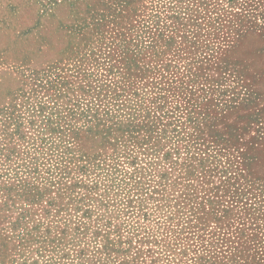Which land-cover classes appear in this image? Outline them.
Here are the masks:
<instances>
[{
  "label": "trees",
  "instance_id": "trees-1",
  "mask_svg": "<svg viewBox=\"0 0 264 264\" xmlns=\"http://www.w3.org/2000/svg\"><path fill=\"white\" fill-rule=\"evenodd\" d=\"M173 2L158 0L154 5L150 0L154 5L149 8L152 18L148 17L143 22L138 20V25L132 27V32L136 28L140 30L131 39L135 52L121 46V51H115L112 42H105L104 46L81 53L62 65L53 63L59 68L67 66L66 71L78 81L75 87L57 78L44 82L31 75L22 80L0 75V124L4 125V129L0 127V202L7 194V185L14 186L9 183L11 180L17 181L15 187H25L26 178L33 177L48 182L49 192L54 191L66 198L68 203H76L74 211H81L78 217L85 226L91 217V209H83L82 206L91 194L100 189L101 182L94 177H98L97 173L105 168H114L120 176L117 195L128 186L139 193L135 197L140 198L137 207L141 210L145 200H156L154 195L161 192L158 188L160 181L151 179L146 186V182L136 178L144 170L163 162L173 172L178 171L176 175L181 178V167L193 157L194 151L201 155L211 154V150L217 154L214 158H218L221 148L217 147L216 141L201 136L197 127L201 111H196L199 102H195V94L203 90L208 82L207 79L200 82L199 76L205 73L204 77H207L211 69L218 67V61L233 42L244 20L254 16L251 12L253 8H236L238 11L233 12L234 8H207L214 2L198 0L196 8L188 9L190 0H187L186 9L174 10ZM169 11L173 12L167 14ZM212 12L214 16H211ZM109 15L106 11L101 12L100 20H107ZM81 18L85 21L83 16ZM166 20L171 22L166 24ZM87 26L81 25L80 29ZM67 43L71 48L78 47V42L74 40L69 39ZM104 48L108 50L102 51ZM26 80L30 85L29 92L24 91L22 86ZM31 95H36L38 105L30 116L31 127L24 132L18 116L22 113H17L22 106L18 108L16 101L22 98L28 100ZM2 118L5 120L2 121ZM74 120L80 123L79 126L70 123ZM9 127L11 131H7ZM82 142H85L86 151L80 150ZM210 143L216 149L209 148ZM163 145H167L168 150L162 154L160 161H156ZM107 147L114 149L108 153ZM222 149L230 150L228 147ZM182 154L185 162L176 170L177 160ZM237 155L241 158L243 153ZM39 159H44L42 165H38ZM124 165L131 170L125 169ZM230 165L235 174L241 173L239 159L230 162ZM223 173L227 172L223 170ZM162 177L160 175L159 180ZM225 179L211 188L209 195H204V200L199 203L202 211L199 214H195L198 209L195 208L194 212L188 202L193 201L192 198L181 192L178 194L181 199L175 212L181 213L189 208L190 214L184 216L189 221L207 219L215 214L210 218L217 231L210 232L213 239L210 247L205 246L198 252L200 254L192 258L191 264H258L264 260V191L258 192V196L252 195L251 201L247 197L241 199L223 191ZM152 182L154 185H150ZM33 194L31 202L39 203L43 194L38 190H34ZM136 199L125 201L127 212L131 211L129 213L134 216L140 213L133 212L132 204ZM14 200L7 199L2 206L10 210ZM52 204L47 202L50 207ZM204 205L212 211L206 212ZM41 210L46 218L52 214L45 207ZM172 215L170 213L166 218L169 223L175 221ZM180 215L184 220L183 214ZM144 217L147 219L150 215L144 212L141 218ZM206 227L203 225V230ZM102 229L91 238L100 242L101 248L97 247V251L105 252L107 258L113 253L121 254V228L104 222ZM72 230L74 232L79 228ZM112 234L117 235L116 239L110 238ZM198 239L200 236H197ZM10 242L14 249L16 245L27 243V239L23 234H14L2 244V249L7 248ZM41 242L56 252L61 238L57 239V244L47 238ZM117 245L119 247L115 248ZM245 253L250 256V261L243 259ZM6 257L1 255L0 264H13L14 258ZM67 258L68 253L55 257L58 264ZM83 258V250H78L71 259L78 262Z\"/></svg>",
  "mask_w": 264,
  "mask_h": 264
},
{
  "label": "rangeland",
  "instance_id": "rangeland-1",
  "mask_svg": "<svg viewBox=\"0 0 264 264\" xmlns=\"http://www.w3.org/2000/svg\"><path fill=\"white\" fill-rule=\"evenodd\" d=\"M157 1L153 0L154 5ZM211 2L214 3L207 8H234L233 12L238 11L236 8H253L251 12L254 15L250 20H244L233 42L218 61V67L211 69L207 77H204L205 73L199 76V81L207 79L208 82L203 90L195 94V102H199L196 111H201L197 127L201 136L216 141L217 147L221 148L218 158H214L217 154L211 150V154L201 155L194 151L195 158L193 155L185 162L184 151L181 150L183 154L176 165V170H179L180 164L185 162V166L181 167V178L176 175L178 171L173 172L163 162L144 170L136 178L146 182V186L151 179L160 181L158 188L161 192L154 195L156 200H145L144 209L141 210L137 207L140 198L135 197L139 193L128 186L117 195L120 191L117 185L120 176L114 172V168H105L97 173L98 177H94L100 180V189L91 194L82 206L83 209H91V217L85 226L78 217L81 211H74L76 203H68L66 198L58 196L54 191L49 192L48 182L27 177L23 182L27 186L15 187L17 181L11 180L9 183L14 186L7 185V194L0 202V257L6 255L8 259L14 258L13 264H53L54 261L58 264L55 257L62 253H68L69 258L60 264H191L192 258L200 254L198 252L205 246L210 247L213 240L210 232L217 231L210 218L215 214L209 215L207 219L189 221L184 217L190 214L189 208H186L181 211L183 220L181 213L175 212L181 199L178 194L181 192L192 198L193 201L188 202L194 212L195 208L198 209L195 214H199L202 212L199 203L204 200V195H209L211 188L221 184L224 178L226 181L223 191L241 199L247 197L251 201L252 195L264 191V0ZM173 4L176 8L174 10H178L185 8L188 2L174 0ZM197 5L198 0H190L188 9L196 8ZM153 6L150 0H0V75L19 78L18 80L31 75L44 82L57 78L72 83L75 87L78 81L66 71L67 66L59 68L52 64L62 65L81 53L104 46L105 42H112L111 46L115 51H121V47H124L129 52H135L131 39L140 30L136 28L132 32V27L138 25V20L143 22L148 19L149 8ZM104 11L110 15L107 20H100L99 14ZM211 16H214L213 12ZM170 22L166 20V24ZM81 25L88 26L80 29ZM121 32L123 35H120ZM96 33L99 35L96 36ZM69 39L78 42V47L71 48L67 43ZM103 50L107 51L108 48ZM22 86L24 91H30L27 80ZM16 103L18 108L22 106L17 111L22 113L18 115L23 124L21 130L27 132L31 127L29 120L31 113L37 108L38 99L36 95H31L28 100L22 98ZM70 123L75 126L80 124L76 120ZM0 127L4 129L2 124ZM11 130L10 127L7 129ZM84 144L85 142L80 144L81 151H86ZM208 147L213 148V143ZM225 147L230 150H223ZM113 149L107 147V152L110 153ZM167 150L168 146L163 145L155 160L160 161ZM239 152L243 153L241 158L237 155ZM236 159L241 161V173L238 174L230 167V162ZM43 160L39 159L38 165H42ZM124 167L131 170L128 165ZM223 170L227 173L221 174ZM160 175H163L161 180L158 178ZM150 185H154L153 182ZM34 190L43 194L39 203L31 202ZM11 198L15 200L8 210L7 206H2V202ZM131 198L134 201L137 198L132 207L134 213L140 212L139 218L131 215V211L127 212L125 201ZM48 201L53 203L51 207L47 205ZM204 206L206 212L212 211L207 205ZM43 207L52 212L48 218L42 215ZM144 212L150 217L141 218ZM170 213L175 219L171 223L166 219ZM104 222L121 228L120 248L123 252L125 250L124 253L112 254L109 250L112 256L107 258L105 252L97 251V247L101 248L100 242L91 238L96 231H103ZM203 225H207L204 230ZM76 227L79 230L73 232L72 229ZM17 233L23 234L27 243L16 245L13 249L10 242L7 243V248L2 249L7 238ZM197 236L200 239L197 240ZM116 237V234L110 235V238ZM44 238L55 241V244L61 238L56 252L41 242ZM118 247L119 245L115 246ZM78 250H83V260L72 261L71 258ZM40 253L43 256L40 257ZM243 259L250 261V256L245 253ZM258 264H264V260Z\"/></svg>",
  "mask_w": 264,
  "mask_h": 264
}]
</instances>
